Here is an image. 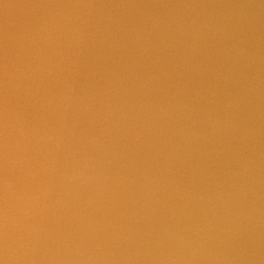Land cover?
I'll return each instance as SVG.
<instances>
[{
  "label": "water",
  "instance_id": "water-1",
  "mask_svg": "<svg viewBox=\"0 0 264 264\" xmlns=\"http://www.w3.org/2000/svg\"><path fill=\"white\" fill-rule=\"evenodd\" d=\"M0 264H264V0H0Z\"/></svg>",
  "mask_w": 264,
  "mask_h": 264
}]
</instances>
